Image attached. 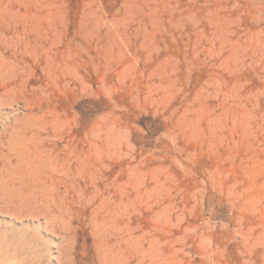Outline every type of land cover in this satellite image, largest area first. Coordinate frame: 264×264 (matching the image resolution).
Listing matches in <instances>:
<instances>
[{"label": "rangeland", "instance_id": "374dc122", "mask_svg": "<svg viewBox=\"0 0 264 264\" xmlns=\"http://www.w3.org/2000/svg\"><path fill=\"white\" fill-rule=\"evenodd\" d=\"M0 264H264V0H0Z\"/></svg>", "mask_w": 264, "mask_h": 264}, {"label": "bare ground", "instance_id": "6f19581e", "mask_svg": "<svg viewBox=\"0 0 264 264\" xmlns=\"http://www.w3.org/2000/svg\"><path fill=\"white\" fill-rule=\"evenodd\" d=\"M28 115H29V114H28ZM58 120H59V118H58ZM40 121H41V120H40ZM20 129H21V128H20ZM20 142H21V141H20ZM20 142H19V143H20ZM51 155H52V154H51ZM47 157L50 158L49 155H48ZM51 157H52V156H51ZM57 159H58V158H57ZM64 160H65V159H64ZM81 160H82V158H81ZM52 161H53V160H52V158H51V161H50V162H52ZM45 163H46V162H45ZM61 163H62V162H61ZM47 165H48V163H47ZM47 165H46V166H47ZM50 166H51V165H50ZM57 166H58V162H57ZM57 166H56V167H57ZM52 167H53V162H52ZM52 167H51V169L54 168V167H53V168H52ZM59 167L62 168V165L59 166ZM82 168H83V166H82ZM57 169H58V168H55V170H53V172H54V171H57ZM58 171H59V170H58ZM62 171L65 172V170H63V169H62ZM67 176H68V175H67ZM52 180H53V178H52ZM52 180H51V181H52ZM43 186H44V185H43ZM45 187H46V185H45ZM43 188H44V187H43ZM46 188H47V187H46ZM50 188H51V187H50ZM43 190L45 191V189H43ZM53 191H54V190H53ZM45 197H46V196H45ZM53 200H54V199H53ZM53 200H52V202H53ZM62 216H63V215H62Z\"/></svg>", "mask_w": 264, "mask_h": 264}]
</instances>
